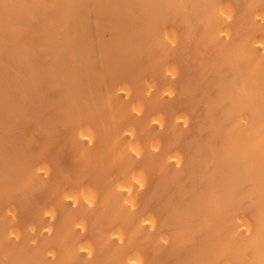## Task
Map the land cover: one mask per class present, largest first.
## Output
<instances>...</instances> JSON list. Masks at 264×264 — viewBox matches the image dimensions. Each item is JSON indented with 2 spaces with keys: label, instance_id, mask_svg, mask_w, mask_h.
Wrapping results in <instances>:
<instances>
[{
  "label": "bare ground",
  "instance_id": "obj_1",
  "mask_svg": "<svg viewBox=\"0 0 264 264\" xmlns=\"http://www.w3.org/2000/svg\"><path fill=\"white\" fill-rule=\"evenodd\" d=\"M105 27L111 31L109 36ZM194 32L199 34L195 43L199 73L213 71L217 76L215 94L199 98L207 121L214 128L220 125V131L213 145H202L200 155L195 154L200 156L197 170L192 157L182 165L183 154L174 144L179 125L187 123L189 115L177 112L170 120L172 135L166 147L158 137L150 140L159 176L152 193L143 194L140 204L134 184L138 187L143 182V173L127 161L142 148L139 139L133 138L135 130L127 117L140 114L137 121L147 133L155 128L152 124L163 127V108L148 75H133L138 82L134 87L113 77L111 52L121 53L124 47L119 42L127 40L131 49L143 55L150 42L158 55L152 59L147 51L143 65L175 78L179 65L174 55L182 53L184 39ZM124 34L130 36L118 38ZM213 58L216 65L211 67L206 61ZM187 83H181L182 90L195 92ZM138 88L143 95H153L147 110L138 99L128 102ZM54 91L62 100L54 98L55 108H51L64 111V120H57L73 128L72 143L67 138L70 142L64 139L62 144L78 145L81 156L96 144L89 160L102 163L100 185L105 187V197L98 206L95 197L100 187L82 184L81 176L80 187L61 189L62 205L56 202L64 207L60 230L68 232L65 238L48 220L54 209L45 207L38 212L40 223L30 222L24 229L27 237L15 244L22 229L14 222L17 206L10 199L26 202V195L50 172L39 155L18 150L15 143L25 136L20 134L22 122L41 130L58 122L45 110L52 106L48 94ZM162 91L172 96L174 88L166 84ZM22 138L21 146L26 141ZM190 154L195 156L193 148ZM112 165L117 171L107 176ZM170 189L178 199H163L162 192ZM159 197L162 222L157 226L156 214L144 209ZM69 204L88 207L104 225L97 222L96 227L92 220L96 232L79 234L86 222L70 214ZM42 213L50 215L43 224L46 214ZM115 218H123V224H116ZM125 224H131L128 230ZM48 234L57 237L44 238ZM162 251L174 258L172 264H264V0H0V264H42L49 258L58 264H161Z\"/></svg>",
  "mask_w": 264,
  "mask_h": 264
},
{
  "label": "rangeland",
  "instance_id": "obj_2",
  "mask_svg": "<svg viewBox=\"0 0 264 264\" xmlns=\"http://www.w3.org/2000/svg\"><path fill=\"white\" fill-rule=\"evenodd\" d=\"M141 19H142L143 22L145 21V17H143ZM113 22H114V20H112L111 24H113ZM105 25L106 24H105V21H104V26ZM104 30H105L106 35L109 36L111 34L110 33L111 31H109L108 27H105ZM195 30H197V29L195 28ZM129 36H130L129 34H124L123 36L120 35L119 37L118 36L117 37L118 38H121L122 37L125 40L126 37H129ZM189 36L192 38V40H191V38H189ZM189 36L187 37L188 39L187 38L184 39L182 53L180 52L177 57L174 55V58L177 60V61L176 60L175 61L179 65V74L175 78L174 77H169L166 74L164 75V73H162L159 68L152 67L153 69H148L147 66H144L145 63H144L143 58L146 59V57H147V54H146L147 51H151V52H148V55H152V59H154V57L156 55H158V52L155 51L154 48H152V45L153 44H150V42H146L145 45H146L147 48H145V46H144V48L145 49H148V50H146V52L144 51L143 52V55L140 52H137L135 49H133V48H132L133 50L131 49V44H130L131 42L129 40H128L129 43L127 42V40H125V42L127 43V50L128 51L130 50L131 53H130V51L129 52H126L127 51L126 48H125L126 43L125 42L123 43V40H122V42L120 40L119 43H121V45L125 49L124 48H121L122 46L118 45L117 47H120L122 49L121 50V53H120V50H117V51L116 50L115 51L113 50L111 52V53H113L112 55H113V58L115 59V60L112 59V61H111L112 71L113 72L115 71V73H113V77H116V79H119V80L121 79V80L127 81V82H129V84H131L134 87L138 83L136 81L137 78H135V77H139L140 75H148L150 77L151 83L153 84L152 85V88H154L155 90L158 89V92L160 93L159 94L157 91L155 92V90H153L154 91L153 92L154 95H156V96L159 95L160 105L163 108L162 109L163 110L162 115H163V118H164V123H163L164 125H163V127L160 128L159 126H157L155 124H152L153 125V128H154V126H155V128L152 129V130H150L149 132L147 131V133L144 132V129L140 125L141 123L139 124L138 121H137V117L140 118V114H138V113L132 114V116H136L135 118L132 117L131 115H129L128 117L125 116V117H127V121L130 123V125H132L134 127L135 132H134L133 138L134 139H139V141L141 143V148H142L140 150L139 154H133V155H131L129 157L131 160L129 159V161H127V163H130V165H134L133 166L134 168L140 169V171H142V173H143V182L141 184H138L139 186L141 185V188L139 186L137 187L136 186V183L134 184V187H135L134 190L136 192V196L138 197V201L140 199V204L143 203L144 196L145 195H149L150 192L152 193V191L154 189L155 182L157 181L158 176H159V170H157L158 169L157 168L158 165H155L156 163L154 164V160H153V163H152V159L155 156L152 157V150H149V149H151V147H149L150 146L149 144L151 142L150 140H152V138H154V137H158V138L161 139V143L163 142L162 143V146L166 147V145L168 144V143L166 144L167 138L170 137V134L172 135V133L170 132V129H168V128L170 127L171 121H172V119H174V117L177 114V112L183 111V112H187V114L189 115V120H187V123L185 121V122H183V123H181L179 125V128H180L179 134H178L179 136H177L178 139L176 141V144H174V146L178 147L179 150L183 154V159H182L183 164L182 165H184V163L187 162L189 160V158L192 157L195 160V167H196V170H197L198 167H199L198 164H199L200 156H196L195 154H199L200 155V152H201L200 149H202V145H206V144H212L213 145L214 144V141L216 140V137H217V135L219 134V131H220V125L218 127L214 128V125L213 126L210 125L209 124V121H207L206 116H205V105H204V102L201 101L202 100L201 99L202 97H205V98H203V100H205L206 98H209V96H213V94H215V92L217 90V76H216V74L213 71L207 73L206 75H201L199 73V71H198V68L199 67H196L197 66L196 65V63H197V59L196 58H198V55L195 52L196 45H197V44L195 45V43L198 42L197 37L199 36V34H196V32H194V33H192ZM128 46L130 48H128ZM150 48H151V50H150ZM123 50L126 52L125 53L126 55H124V51ZM122 52H123V55H122ZM115 55H117V56H115ZM185 56H187L189 58H187ZM131 57H133L134 59H135V57H137V58H139V61L134 62V59L131 58ZM119 59L122 62H120ZM122 59H124V63H123V60ZM209 59L212 60L211 58H209ZM214 59L215 58H213V62L207 60L206 63L209 66L214 67L216 65V60H214ZM185 62H186V64H185ZM114 63H117L116 65L118 67ZM143 63H144V65H143ZM213 63H215V64H213ZM130 64H131V66H130ZM113 65H115L116 68H118L117 69V72L119 71L118 74H117L116 70L113 69L114 68ZM119 68H120V70H119ZM121 71L123 73H121ZM135 71H136V73L134 74ZM115 74H117L118 76L115 75ZM160 74H161V76H160ZM133 75H135L134 78H132ZM120 76L121 77L124 76V77L121 78ZM132 79L135 80V81H133ZM184 81H188V83L186 85L188 88H190L191 90L192 89L193 90H196V91L195 92H188L187 90H185V91L182 90L181 83L184 84ZM166 84L171 85L174 88V92L172 93V96L169 95V94H166L164 91H162L164 89V86ZM193 85H194V87H193ZM196 85H197V87H196ZM134 91H136V92H134ZM143 94L144 93L142 91L139 92V88L137 90H133V95L131 96V99L128 102H131L132 99L133 100H137L138 99L139 101H142V103H143V110H147L153 104V103H151L152 102L151 100H152L153 95L150 94V96H149V94H145V95H143ZM48 95H49V101L48 102L50 104H52V106L48 107L45 110H47L46 112L48 114L50 113L49 114L50 116L53 115V117L55 118L54 121H56V122L58 121L57 123L54 122V124L51 125V126H55V127H51L50 126L49 128H46V129L42 128V130H41V128H38L36 126H35L36 128H34L33 127L34 125L32 123H27V126H26V124H25L26 122H22L20 124V129H21L20 130V134H23L22 132H24L23 135H25V136H22V137H24V138L26 137V141L24 143H25V145L26 144H28V145H26V146L23 145L24 147L21 146L22 144L20 145V142L21 141L23 142V140H22L23 138L19 136V138L17 139L18 142L16 141L17 143H15V145L17 144V146L19 147V149L16 146H13L12 147L13 149H16L17 148L18 150L26 151L28 153L35 154L37 156L39 155L42 158V160L44 162H47V164H49V166H50V172L48 174V177L44 178L42 180V182L40 183V185H38V187L35 188V190L32 193L28 194L29 197L26 195V200L28 198V200L26 202H23L22 203V201H20V199H18L16 197H13V198L10 199L17 206V213L19 212L18 214L16 213V216H15V219L16 220L14 219V222H15V224L19 225L20 228L22 229V236H21L22 239L21 238H18V240H16L14 242L15 244H18V243L22 242V240L24 238L23 236L27 237L26 234L28 232L27 230H28L29 223L30 222H33V221H37L38 214H39L38 212H40L41 209L43 211L45 207L46 208H48V207L49 208H53L55 213H54L53 216H51L50 219H48V217H50L49 214L47 215V213H42V214H46L42 218V224H43V222L49 220V222L52 223L53 227L55 228L54 230L57 231L59 229L58 231L60 232V234H59V232H58V234L61 235V236H63L65 238L64 235L65 234H68V232L67 233H64L66 231H64L62 229L63 227H62V218L61 217H63V214H64V212H63L64 211L63 210L64 207H62V206H60L61 208L59 207V205L62 202V201H60L61 200V197H62V195H61L62 192L60 193V190L61 189L63 190V188H66V189H68V188H78V186L80 187V185H81V182L80 181L82 180L83 181L82 184L90 183V184L94 185L95 189L97 188V186L100 187V188H97L98 191L96 190L97 193H96V197H95L96 204L98 206H99L100 202L102 201V199L105 197V194H104L105 193V187L102 186V185H100L101 184V181L103 180V176L101 175V171H100V170H102V167H101L102 163L99 160L98 161H90L89 160V154L95 148L96 144L90 145V146H88V148L86 147L87 148V151H85V154L83 156H81L79 154L78 145H75L76 147L73 146V148H72V146H70L71 148L68 146L73 141L70 138V135L73 136V130H72L73 128L71 129V127H69V126L64 125L63 123H61L62 121H60V120H64V111H61L60 110V112L57 113V111H55V109H54L55 107L53 105L56 102H59V101L61 102L62 99H61L59 93L56 92V91L49 92ZM146 95H147V97H146ZM148 97L149 98L151 97V98L149 99ZM199 97H201V98H199ZM54 98L57 99V101ZM198 98H199V101H198ZM200 101H201V103H200ZM51 107H54V108H51ZM45 110H44V112H45ZM47 113H45L44 115H48ZM216 118L217 119L219 118V115L218 114H216ZM57 119H60V120H57ZM216 121H214V122H216ZM61 124H63L62 127L66 126L65 128H67V129L63 128V129H65V130H63V129H61L62 127L59 128L58 125L60 126ZM56 125H57V128H56ZM183 125H185V126H183ZM31 126H32V130L34 129L33 131H30L31 130ZM52 128H53V133H51L52 132ZM54 129H58V130H56L58 132H55ZM69 129H71L72 131L69 130ZM35 130H38L39 133H38V131H37L38 134L36 132L34 133ZM49 131H50V135H49ZM59 131H60V133H59ZM54 132H55V134H54ZM56 133H58V134H56ZM99 133H100V131L97 130V136H99ZM59 134L60 135L63 134V135L60 136ZM150 136H151V138H150ZM20 138H22V139L20 140ZM67 138H69L71 140V143L68 144L66 142L65 144H62L66 140H68V142H70L69 139H67ZM64 139H65V141H64ZM44 140L45 141L47 140V141L45 142ZM48 142L51 145H49ZM74 144L75 143L73 142L72 145H74ZM27 146H28V148H27ZM67 146H68V148H67ZM189 146L191 148H189ZM74 148H77V149H74ZM192 148H193V151H194V155L195 156H191V154H190ZM57 149H61V150H59V152H58ZM163 149H165V148H163ZM68 150H71L70 151L71 153ZM149 151L151 153H149ZM141 154H143V155H141ZM150 154H151V156H150ZM136 155H137V157H136ZM147 155H149V156H147ZM142 156H143V158H142ZM84 159H86V160H84ZM133 159L136 162L132 161ZM147 160L148 161L151 160V163H150V161L148 163ZM144 165H146V166H144ZM112 166L113 167H111V166L108 167V172L109 171H111V172H109V174H108V172L106 171V175L107 176L110 175V173L111 174H115L116 173L117 168L115 167V165H112ZM172 167L175 168L174 166H172ZM58 169L60 171H58ZM187 173H188V168H186L185 169V173L181 175L183 179L187 178ZM66 174L69 177H66ZM81 176H82V178L80 180V177ZM86 176H89L92 179H89V177L86 178ZM78 178H79V180H78ZM13 179H15V177ZM72 179H73V182H72ZM64 182L65 183H69L70 182V183H69V185L66 184L67 185V187H66V185H65ZM185 184L188 185V181ZM41 188H43V189H41ZM36 189H37L38 193H37ZM140 191H141V193H140ZM172 192H173L172 189H170L169 191L162 192L163 193L162 194L163 199H165V198L178 199L179 196L177 195V193H174V192L172 193ZM143 194H144V196H143ZM171 194L174 195V196H172ZM162 197H159L158 199L156 198L154 200L152 198L151 199V201L153 200L152 203L148 207L146 205V207L144 209V210L151 209L156 214L155 216L157 218V224H156L157 226L162 222L161 221L162 220V216L158 212L159 211L158 210V204H159L158 203V200L161 202L160 199H162ZM56 202H58L59 205ZM31 204H33V205H31ZM69 205H71V204H69ZM78 205H73V206L71 205V206H69V208H71V211L72 212L70 214L71 215H74L73 217H77V216L78 217H81L86 222V225H85L84 229L83 230L80 229L81 232H78L79 234L82 233L83 235H88L90 233L89 231L96 232V227H98V224L99 223H100L99 226H101V224L104 225L103 223L100 222V219L96 216V212H95V216H94L93 212L90 209H88V207L87 208L86 207H80L82 205H80V206H78ZM32 206H33V208H32ZM142 206H145V205H142ZM23 208H24V210H23ZM28 208H30L32 210L29 211ZM65 208L68 209V207H65ZM37 209H39V210H37ZM80 209L81 210H84L85 209V210L82 211V212H79V211H81ZM21 210H22V212H21ZM60 210H61V212H60ZM27 211H28V213H27ZM24 212L26 214H24ZM81 213H84V215L86 217L84 215L83 216L80 215ZM165 213L167 215L168 212L164 211V215H165ZM175 213H177V212H175ZM60 214H62L61 217H60ZM86 214H89V216L86 215ZM21 217H22V219H21ZM29 218H32L33 220H31ZM95 219H97V220H95ZM121 219L122 220H120V218H115V220L118 221L116 224H121L122 225L123 224L122 223L123 222V218H121ZM92 220L94 222H92ZM37 222L40 223V220H38ZM90 222H92V224L95 225L96 227H94L92 224L90 225ZM97 222H98V224H94V223H97ZM56 225H57V227H56ZM89 225H90V227H89ZM125 225H127V226H123V227L126 228V230H128L127 228H129L131 224H125ZM24 226L27 227V228H25ZM60 227H62L61 229L64 232L62 230H60ZM24 229H27V230H25L26 233H24ZM46 237H47V239L50 237L49 238V240H50L51 238L54 239L57 236L53 237V235H49L48 234V236L47 235L44 236V238H46ZM46 242L49 243L48 240ZM98 243H100V241ZM103 255L105 256V253ZM15 257H17V256H15ZM15 257H13V258H15ZM18 257H20V256H18ZM91 258H94V257H91ZM44 259L42 257V262H43ZM49 259H51V258H49ZM49 259H47V260H48V262L50 264H58L56 261H54V260L52 261V259H51V262H52L51 263ZM159 259L161 261V264H172L174 258L172 256H168V254H167L166 251H162L161 254H160V256H159ZM92 260H94V259H91V261ZM44 262L45 263H42V264H48V262H46V261H44ZM88 264H90V263H88Z\"/></svg>",
  "mask_w": 264,
  "mask_h": 264
}]
</instances>
